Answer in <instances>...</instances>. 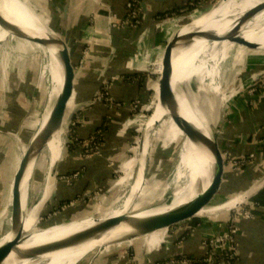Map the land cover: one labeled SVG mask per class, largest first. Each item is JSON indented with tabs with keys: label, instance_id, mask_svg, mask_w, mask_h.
I'll return each instance as SVG.
<instances>
[{
	"label": "crops",
	"instance_id": "0c3cea01",
	"mask_svg": "<svg viewBox=\"0 0 264 264\" xmlns=\"http://www.w3.org/2000/svg\"><path fill=\"white\" fill-rule=\"evenodd\" d=\"M97 1L96 3L93 1L72 0L71 3H69L68 38L70 41V50L76 62L80 61L85 47L89 46L91 50V55L88 60L89 65L86 69L81 70V102L87 104L98 92L101 87L102 74L107 78L109 76L113 77L118 75L119 79L111 86L109 95L119 106L111 107L105 103H99L79 110L78 114L83 122L80 123L79 127L75 128V133L78 138L83 141L93 138L94 134L99 130L98 128L105 116H108L107 119H109L110 125L100 145L99 154L88 157L82 152L81 145H79V147L73 146L72 148L66 149L64 153L66 158L63 159L62 165L60 166L61 176L55 187L56 193L53 198L56 200L55 204H53L55 210L65 208L62 206V203L67 205L71 200L76 202L84 193L91 192L97 187L103 188L108 183L111 176L115 174L114 171L118 168V164L126 156L127 152L125 149L128 148L127 144L131 139V130L128 129L131 121L125 124L126 120L132 116L133 110L131 104L139 97L143 99L148 93L146 86L151 81L148 80L149 76L145 81L143 72L148 73L147 69L150 63L157 56L156 54H152L150 49H157L158 52H160L159 60H162L164 49H160L159 47L158 34L162 31L163 27L171 25L166 22V19L174 15V10L179 11V9L185 7L188 0H140L146 3L150 17L145 29H143V27L132 29L111 28L107 22L110 14L116 13L121 16L123 12H125V5L131 0ZM202 6L203 5H199L192 9L195 13L188 22L205 14L201 10L206 8L208 4ZM60 12L61 11H59V14ZM91 12H97L98 14H96L94 18L96 22L95 30H91L92 33L89 34L87 26L90 21L89 14ZM179 24V21H177L175 25L173 24L174 28L169 41L172 40L181 27ZM140 31L142 32L141 34L139 33ZM93 32H96V34ZM90 35L91 40L88 38ZM256 37L259 38L258 36ZM245 51L239 54L241 57L240 60L245 54ZM247 51L249 53L259 52L252 50ZM111 54H113V57L112 60L109 61ZM259 54H261V52H259ZM263 68L264 64L259 62V73ZM139 75L142 77H139ZM15 77L16 75L13 77L12 83H9V85L7 84L6 89L9 97H5L6 104H9L11 95L14 93L13 91L9 92L10 87L14 86L16 92L17 84L15 81H18V78L16 79ZM31 78V83L33 85L31 84L30 88L32 89L34 87L32 74ZM29 93L31 97L30 102H32L33 99L36 100L37 94H33L31 90ZM17 97L16 94L13 106L16 111L11 120V124H15L14 126L16 127L13 125L10 126V131L16 133L20 132L21 135H24V119L28 112H25L24 109L22 110L21 107V111L18 112L20 104L18 103V99H16ZM254 99L256 103L253 105L246 104L247 99L241 98L234 100L233 104L230 102V118L225 123L224 132L219 136V144L224 153L230 154L235 159H247V164L238 170L227 168V178L222 195V198L224 197L225 199L228 198L230 194L238 195L250 190L255 182H260L264 179V89L259 90ZM72 102L70 106H74ZM22 114L24 115L23 117H21ZM134 123H137V119L134 120ZM1 124L2 120H0V126ZM2 134H9V132L7 129L2 130L0 132V138L4 136ZM16 150L17 156V154L19 155V149L16 148ZM5 156L6 153L3 150L0 140V174L2 177L6 175V172L7 176L13 172L12 164L9 165V163H4V161L7 162ZM12 161L14 160L12 159L11 163ZM111 161L114 162L112 167L109 165ZM127 163H125L121 169L123 174L126 172L127 168H129ZM4 169H6L5 173L3 171ZM73 173L79 174V180L71 184H67L63 179L61 180V177ZM119 183L120 182H118V185ZM7 184L6 181L4 183L0 182V198L2 200L1 205L3 206V209L0 210V218L6 215V211H3L4 208L7 210L11 205V187H9V191L7 192ZM44 186L43 190L45 191L46 183ZM44 191L41 193L42 198ZM41 200H39L38 203ZM248 201L254 204V208L252 210V218L243 219L239 224V235L237 237L239 259L237 264H264V184L260 187L258 192L248 199ZM47 208L48 206L44 211ZM73 210L74 209L71 211ZM71 211H69V213ZM84 212L85 211L82 213ZM226 217L227 214H220L219 218L224 219ZM224 222L219 224L205 222L195 223L189 228L186 226L185 231L187 233L184 232L183 234H181V231H183L184 228L183 226H179L175 231L173 230L174 233L178 236H185L187 234V236H185L186 240H184L182 246L179 244L178 239H176L177 236L173 234L172 239L163 245L161 250L156 253L152 252L154 249L158 248L160 244L158 246H154V244L164 239L165 236L163 232L158 231L149 235L150 240H146L145 237H143L141 239L137 238L123 241L132 244H115L111 246L113 248L111 252L102 253L97 258L91 259V261L87 263L85 262V264H128L131 255L127 249L131 247H134V253H131V264H155L157 261L169 259L178 255L200 257L205 251L202 245L203 240L211 234L223 231L222 226ZM188 233L190 234L188 235ZM144 248L147 249V252L142 253ZM124 250L125 253L123 257L122 251Z\"/></svg>",
	"mask_w": 264,
	"mask_h": 264
},
{
	"label": "rangeland",
	"instance_id": "374dc122",
	"mask_svg": "<svg viewBox=\"0 0 264 264\" xmlns=\"http://www.w3.org/2000/svg\"><path fill=\"white\" fill-rule=\"evenodd\" d=\"M71 1L72 0H69V3H71ZM85 1H93L96 3L98 2L97 0H85ZM132 1L133 0L129 2H132ZM200 1H201V4H199L200 6L201 5L205 6L206 4H208V6H206V8L203 9L204 11L201 10L203 13H206L213 6L217 5L221 0H200ZM26 2L30 8H33L35 10L36 14H38L44 20H47L50 25L57 24V27L55 28V30L57 31L59 35L60 34L62 35L61 26L59 23L60 15L59 14L56 15V12L50 9V6H49L50 0H26ZM192 6H195V4L193 3V1L188 0L185 7H183L182 9H179L178 13L166 19L167 20L166 22L170 23L171 25L163 27L162 31H160V33L158 34L160 49H164L166 44L169 42L170 35L173 32V28H174V25L177 23V20H181L182 23L179 24L180 26L188 23V20H190L191 16L195 13L194 10H190V7ZM52 13L55 16H53ZM98 13L91 12L89 14L90 21L87 26V31L89 34H91L93 30H95L96 22L94 18L96 14ZM127 14L128 13H126V7H125V12H123L121 17L123 16V18H126ZM110 16H108V20H109V21L107 20L108 23L110 22V19L112 21V18ZM145 18L146 20H148L147 19L148 17H146L143 14V19L141 20L140 24L134 28H142L144 26ZM67 28L69 27L67 26ZM120 28L132 29L133 27L123 26ZM93 33L96 34V32H93ZM9 35L5 40L0 42V118H1L0 120H2V124L0 126V132L4 129H7V131L9 132V134H2L4 136H2L0 140H1L3 150L6 153L5 158L7 159V162L4 161V163H7V164L9 163V165L12 164L13 166L12 167L13 172L9 176H7V172L4 177H2L0 174V182L4 183L6 181V183H8L7 192L9 191V187H11V190H12L13 176L18 168L20 159L24 155L26 149L28 148V145L32 141L37 130L39 129V124L41 123L45 115L47 114L48 107H49L48 100H47V94L45 90L47 79L43 77L44 76L43 72H44V67H45V57H44V52H43L44 49L39 48L38 47L39 45L38 46L32 45L33 47L39 48L40 51L36 53L32 49H27V47H24V45L21 42H19V40L11 38L9 37ZM255 36H258V35H255ZM258 37H259L258 40L262 38L264 39V37L262 36H258ZM88 38H90L89 40H91V35ZM66 40L68 43L69 38L67 37ZM68 45L70 48V43ZM191 47H190V53H191ZM247 50H251V49H247L245 47H241L236 44L234 45L230 53L229 59L222 66L223 71H221L220 78L217 82L218 86L216 85L219 89L220 94L209 92L206 88L202 92H198L200 86L198 84V81L195 79H193L190 83L185 84L182 88L183 94L187 98V101L193 105L194 110H196L197 112L200 111L201 113H203L205 116L208 117V119L206 120L210 124L209 130L211 132H215V133L224 132L225 123L230 118L229 117L230 116L229 114L231 111L230 102H232L233 104V101L236 100L237 98L248 100V98L250 97L249 92L252 89V87L256 83L261 84L262 82H264V68L259 73V62L264 64V52H261V54H259V52L249 53ZM84 51L89 53V56L87 57V59H84L83 57L84 60L81 66H79L80 61L76 62L79 78L81 76V70L86 69L87 66L89 65L88 60L91 55V50L89 49V46L85 47L83 49V52ZM244 51H245V54L240 60L241 57L239 54ZM150 52L152 54H156L157 56L150 63L147 69L148 73L143 72L144 74L143 76H145V81L148 76H149L148 80L151 81V82L149 81L150 83L147 84L146 86V89L148 90V94L146 95V97H143V99H141L140 97L137 98L131 104V107L133 110L131 118H134V119L132 120L133 123L132 121L130 122V126L128 129L131 131H135L137 133V137L134 143L128 142L127 144L128 148L126 149L124 148L127 153L124 159L118 164V168L114 171L116 174H114V176L108 180V183L103 188L97 187L91 192L84 193L83 195H85L84 197L85 199L83 198V196H81L80 199L76 202L74 200H71L68 202L67 205L64 206L65 208L63 209L55 210V207H53L54 206L53 204H55V201H56L55 199H53L56 193V190H55L54 193L52 194L51 203L49 205L50 207H48L39 217L40 219H39L37 228H42L44 226H47L48 224L52 225L54 223L65 224L66 223L65 221H70L76 218L77 219L88 218V217L97 216V215L99 218H102L108 213H110L111 211L117 209L119 205L124 201L125 197L130 193V189L132 185L134 184V180H135L137 169H138L136 168L138 164H136L135 166V163H137V159L135 158V156H137V149L141 143V137L143 135L144 126H145L144 120L153 114L154 109L156 107L155 106L156 105L155 104L156 103V94H155L156 91L154 90V86L158 85L159 83L158 81L162 74V73H155V63L158 62L159 60L160 52H158L157 49L155 50L150 49ZM159 61L162 62V60H159ZM31 74L34 80V87L32 89L30 88V85L32 84ZM15 75H16L15 78L16 79L18 78V81L17 80L15 81V83L17 84V89L15 92L14 86H12L13 88L10 87L9 92L13 91L14 95L13 94L11 95V100L9 101V104H6L5 97L7 98L9 97L7 89H6L7 84L9 85V83L13 82L12 79ZM102 75H103L102 77L100 76L101 85L105 81H109L111 79V76L107 78L104 76V74ZM115 76H118V75H115ZM111 84L112 83H110V85ZM30 90L33 92V94L34 93L37 94L36 100L33 99L32 102H30L31 100L30 93H29ZM16 94L18 96L16 99H18V103L20 104L18 112L21 111L20 107L22 110L24 109L25 112H28L31 107V103L34 104L31 112L24 119L25 125L23 127L24 128L23 134L25 135V137L24 135H21L20 132L16 133V132L10 131L11 129L10 126L15 125V124H11L12 123L11 120L13 119L14 113L16 111L15 108H13L14 102H15L14 98ZM92 101H93V98L90 100V102ZM112 103H113V107H118L117 106L118 104L115 102V100H113ZM54 104H53V107H54ZM94 104H99V103H94ZM136 105L140 106L139 109L138 107L137 109L136 108L134 109ZM23 116L24 115L22 114L21 117ZM138 117L139 119L137 120V123L135 124L134 120H136L135 118H138ZM82 122L83 120L82 118H80L78 112L75 114L73 121L68 126L66 125L67 122L65 121L64 129L66 133V138L64 140L63 152H62V155L59 161L58 170H57V175H58L57 181H59L60 176H61L60 166L62 165L63 159L66 158L64 155L66 149L72 148L73 146L79 147L80 143L76 142L77 140L74 139L75 138L74 130L76 127H79L80 123ZM183 138H184L183 132H181L175 126V124L172 122L168 114L166 115L165 119L158 126H156L151 136V143H150L145 179H144V182L142 184L140 191L136 195L137 202L135 203L134 207L133 206L130 207L129 209L130 211L148 210V209L156 208L158 206L168 205L173 201L175 193L178 192V190L182 186L181 183L179 184L175 183V170L178 164V159H179L178 152H179L180 145L183 141ZM16 148L19 149V152H18L19 155L17 154V156H16V153H17ZM82 152L85 154L86 152L85 146L84 148H82ZM48 156H49L48 151L45 148L43 152H41L40 158L37 162V165L34 170V174L31 179L27 212L31 210L37 204L39 200L42 199L41 193L45 187L44 185L46 183V175L48 171L47 169ZM12 159L14 161H12L11 163ZM111 162L114 164L113 161ZM111 162L109 163V165H111ZM125 163H127L129 168H127L126 172L123 174L121 169L123 168ZM227 168L228 166H226V170ZM3 171L5 173L6 169H4ZM73 174H77V173H73ZM77 180H79V178ZM118 182H120L119 185H118ZM235 195L230 194L228 198L226 199L224 197L221 198L220 201L215 206H218V205L220 206L226 201L228 202V200ZM32 200H35V203L32 202ZM1 203H2V200L0 198V210L3 209V206L1 205ZM29 207H32V208L30 209ZM69 207L73 208L74 210L64 215L63 214L64 211ZM235 209H233L229 213L228 211L226 213L225 212L221 213V215L227 214V217H229L230 215L234 213L233 211ZM3 211H6V215L0 218V238L8 234L7 233L8 232V218L10 214L9 207L7 208V210H5L4 208ZM83 211L85 212L82 213ZM219 214L220 213H218L217 215V213H215L214 215H211L210 217H205V218L200 219L199 221L190 222L188 224L186 223L182 225L184 230L181 231L182 232L181 234L186 232L185 231L186 226L187 228H189L190 226H192V224H195V223L205 222V223L219 224V223L224 222L227 219V217L224 219H220ZM177 228L178 227H175L173 228V230L175 231V229ZM160 232H164V236H165L167 230H161ZM189 234L190 233H188V235ZM169 235H172L171 231ZM185 236H187V234ZM185 236L183 238H185L186 240ZM145 239L150 240V236L149 235L145 236ZM163 240L164 239L159 240L158 242L154 244V246H158L159 244L163 242ZM121 243L124 244L125 242L121 241V242L112 243L110 245L99 247L93 250L92 252H90L87 256H85L79 262V264H85V262L87 263L88 261H91V259L93 260L97 258L102 253H105L108 251L111 252V249H113L111 246L115 244H121ZM125 244L131 245L132 243L126 242ZM127 250L129 254L132 256L131 253H134L133 252L134 247L128 248ZM145 252H147L146 248L143 249L142 253H145ZM124 253H125V250L122 251L123 257H124ZM131 256L129 258L130 260H128V264H130V262L132 261Z\"/></svg>",
	"mask_w": 264,
	"mask_h": 264
},
{
	"label": "bare ground",
	"instance_id": "6f19581e",
	"mask_svg": "<svg viewBox=\"0 0 264 264\" xmlns=\"http://www.w3.org/2000/svg\"><path fill=\"white\" fill-rule=\"evenodd\" d=\"M262 1L264 0H221L217 5L213 6L202 16L189 21L185 25H182L176 32L175 36H186L199 31L216 32L220 36H224L233 30L246 12L259 5ZM4 3L8 10L5 9L4 6H2V8L0 6V18L2 20H4L5 17L9 18L7 14L18 15V19L23 21L29 27L30 31L37 33L39 37L45 40L48 44L44 47L45 49L43 51L45 57L43 77L47 79H45V90L49 107L47 114L39 124V129L37 130L38 132L48 121L53 104L55 102L64 101L70 91L69 82L62 72L61 66L55 62V58L60 55L61 46L64 41L47 20L41 18L29 7L26 0H10V2ZM9 3H11L10 7H8ZM177 21L182 23L181 20ZM237 34L241 38L260 46V49H251L252 51L264 52V39L258 40L255 36L258 35L264 37V11L245 23ZM8 35L9 33L0 27V42L5 40ZM234 45V43L229 41L217 43L195 38L192 43V47L191 45L186 49L184 47H179L173 51L171 66V92L173 105L182 117L185 118V120L196 126L201 132L209 137H212V132L209 130L210 124L206 120L208 117L200 111L197 112L194 110L193 105L187 101V98L183 94L182 88L185 84H188L195 79L198 81L200 86L198 92H202L206 88L209 92L220 94L217 82L220 78L221 71H223L222 66L229 59ZM162 71V62H156L155 73H162ZM154 90L156 91V107L153 114L144 120V131L141 137V143L137 149L138 169L134 184L130 189V193L125 197L119 207L115 210L112 209L113 211L104 217L99 218L97 215L88 218L73 219L65 224H57L53 226V228L44 231L40 230L41 228H37L40 219L39 217L47 207V203L49 202V199L56 187V170L59 166L58 163L63 152L64 140L66 138L64 125L60 132L57 133V135L46 146L49 156L47 166L48 171L46 175V189L45 191L43 190V198L27 212L30 182L41 154L37 158H33L30 161L21 187V234L25 240L21 249L31 250L38 246L45 245L48 242L63 238L69 234L95 226L108 219L128 214L133 215L136 218L163 214L179 207L186 206L193 201H200L206 197L211 188L212 181L215 178V161L202 146L192 143L184 135L179 148V159L175 170V183H181L182 186L178 192L175 193L173 201L168 205H162L148 210H129L145 179L152 133L156 126H158L168 114V112L160 105L158 85L154 86ZM136 119L138 120L139 117ZM66 125L68 126V123ZM263 184L264 180L260 182L257 181L247 192L231 197L228 202L226 201L220 206L218 205L204 209L200 212V214L210 217L215 213H217V215L218 213H226L227 211L229 213L233 209L245 204L253 194L259 191ZM132 233L133 231L130 227L127 225H121L118 228L106 233L98 240L83 243L81 245L77 244L70 247L52 250L46 252L39 258L24 261L22 263H16L12 260V258L17 255V252H13L9 256L6 263L79 264V262L93 250L103 246L104 244L110 245L112 243L120 242V240ZM13 237V234L8 233L4 237L0 238V246L12 240Z\"/></svg>",
	"mask_w": 264,
	"mask_h": 264
},
{
	"label": "water",
	"instance_id": "95a60500",
	"mask_svg": "<svg viewBox=\"0 0 264 264\" xmlns=\"http://www.w3.org/2000/svg\"><path fill=\"white\" fill-rule=\"evenodd\" d=\"M4 2H10V0H0L1 8L2 6H4V8L7 9ZM10 6L11 3L8 4V7ZM140 6L142 8L143 14L148 17V20H146L145 18L143 26V29H145L150 17L147 11L146 3L140 1ZM263 11L264 1H262L259 5L251 8L248 12H246L244 16L240 19V21L236 24V26L233 28V30L224 36H220L216 32L202 31L186 36L176 35L171 41L166 44L164 48V54L162 57L163 71L158 81L160 105L168 112V115L171 118L172 122L175 124V126L181 132H183V134L192 143L202 146L215 161V178L213 179L211 188L204 199L200 201H193L192 203L186 206L179 207L170 212L152 215L144 218H136L133 215L128 214L117 218L108 219L90 228H86L84 230L69 234L63 238L48 242L45 245L38 246L31 250H23L21 249V246L25 240L23 239V236L21 234V187L28 165L33 158H37L41 154V152H43L49 142L57 135V133L60 132L63 125L65 124V121L69 125L73 121L75 114L86 105V103L81 102V79L79 78L77 65L72 58L71 50L66 40L69 34V31H67L69 0H64L63 5L61 7V12L59 14V23L62 30V35L60 34V36L62 37L64 42L61 46L60 55L55 58V62H57V64L61 66L62 72L64 73V76L66 77L67 81L69 82L70 91L68 92V96L64 101L55 102L54 107L48 118V121L43 126V128L37 132L33 140L28 145V148L25 151L24 155L21 157L18 168L13 176L11 190L12 199L11 205L9 206L10 214L8 218L7 233L13 234L14 237L9 242H6L0 246V264H7L6 262L13 252H17V255L14 256L12 260L16 263H22L24 261L39 258L46 252L52 250L70 247L77 244L81 245L83 243L98 240L106 233L118 228L121 225H127L132 229L133 233L124 237L122 240H120V242L145 237L161 230H169L171 228L179 227L186 223L188 224L190 222L199 221L200 219L205 218L206 216L201 215L200 212L204 209H208L210 207L215 206L222 198L223 189L227 178V164L225 161L224 152L219 144V135L221 133L212 132V137L207 136L206 134L201 132L196 126L190 124L187 120H185V118L182 117V115L179 113V111L176 110L175 106L173 105L171 92V66L173 51L174 49L179 47H184L185 49L188 48L190 45H192L195 38L217 43L229 41L247 49H260L259 45L241 38L237 33L245 23H247L250 19H252L254 16ZM7 16H9V18L5 17L4 20L0 18V27L11 35H9V37L19 40V42H21L24 47H27V49H32L36 53L40 51L39 48L45 49L44 47L48 45L45 40L41 39L37 33L30 31L29 27L23 21L18 19V15L7 14ZM139 33L141 34L142 32L140 31ZM32 45H39V48L33 47ZM112 57L113 54L110 55L109 61L112 60ZM71 102L74 106H70ZM33 106L34 104H31L27 115H29ZM137 157L138 156H135L136 159ZM136 164L137 163H135V166ZM136 168H138V166H136ZM57 170L55 179L56 186L58 182ZM84 197L85 195H83V198ZM50 200L47 203L48 207L51 203ZM32 202L35 203V200H32ZM136 202L137 197H135L132 202L133 207L135 206ZM29 208L31 209L32 207ZM72 209L73 208L71 207L67 208L63 214L65 215L69 213V211H71ZM65 222L67 223L69 221ZM57 224L61 223H54V225L48 224L47 226H44L39 229L43 231L49 230ZM103 246H105V244Z\"/></svg>",
	"mask_w": 264,
	"mask_h": 264
},
{
	"label": "built area",
	"instance_id": "2783aa9c",
	"mask_svg": "<svg viewBox=\"0 0 264 264\" xmlns=\"http://www.w3.org/2000/svg\"><path fill=\"white\" fill-rule=\"evenodd\" d=\"M194 4H201L200 0H191ZM191 5V4H190ZM193 5V4H192ZM126 18H123V16H119L118 14H111L112 21L110 19L109 25L111 28H120L123 26H130V27H136L140 24L141 20L143 19V11L140 6V2L133 0L132 2H128L126 4ZM193 7V6H192ZM121 17V18H120ZM89 56V53L84 51L82 55V59H80L79 66L83 63L84 59H87ZM84 57V59H83ZM119 79V76H113L109 81H105L99 91L94 95L93 101L88 102L83 109L86 107H90L94 103H105L106 105H109L113 107V99L109 95V90L113 83H115ZM110 83H112L110 85ZM264 89V82L261 84L256 83L252 89L250 90V97L246 101V104L253 105L256 103L254 97L256 96L257 92L259 90ZM139 105V104H138ZM119 106V105H117ZM139 109L140 106H135ZM82 109V110H83ZM134 118H128L125 122V124L128 121H132ZM106 126V124H105ZM102 131L98 132V135L86 140V141H79V145L84 148L86 147V156H93L96 154H99L100 149V143H98L99 140H101L102 137ZM75 140H78V136L75 133ZM100 138V139H99ZM99 139V140H98ZM80 140V139H79ZM98 140V141H97ZM224 157L227 163V166L230 169L238 170L239 168L245 166L247 164V159H235L230 154L224 153ZM111 167L113 166V163L111 162ZM78 173L77 174H71L67 176L61 177L64 182L67 184H71L72 182L76 181L78 179ZM96 199V197H95ZM254 208V204L252 202H246L245 204L241 205L239 208L235 209L232 215H228L226 221L223 223V231L216 232L214 234L209 235L206 237L202 245L204 247V254L200 257L191 258L186 257L184 255H181V257H171L169 259H165L162 261H157L155 264H237V261L239 259V246L237 242V237L239 235V224L243 219H250L252 218V210ZM170 231L172 232V235L174 234L176 239H178L179 244L182 246L185 238L184 236H178L173 232V228L167 230L163 242L159 245L158 248L154 249L152 253H156L163 245H165L167 242H169L170 239H172V235H169ZM132 261L130 262V264Z\"/></svg>",
	"mask_w": 264,
	"mask_h": 264
},
{
	"label": "trees",
	"instance_id": "16d2710c",
	"mask_svg": "<svg viewBox=\"0 0 264 264\" xmlns=\"http://www.w3.org/2000/svg\"><path fill=\"white\" fill-rule=\"evenodd\" d=\"M63 2H64V0H50V2H49V6H50V9L51 10H54L55 12H56V15L57 14H59V11H61V7H62V5H63ZM197 6H199V4H195V6H193V7H190V10H192V9H194L195 7H197ZM34 12H35V10L33 9V8H31ZM57 10H58V13H57ZM53 12V11H52ZM36 13V12H35ZM174 14H176V13H178V11L177 10H174V12H173ZM52 15L53 16H55L53 13H52ZM51 26L52 27H54V28H56L57 27V24L56 25H54V24H51ZM70 43V41H68V44ZM72 55V54H71ZM72 58H73V60H74V62L76 63V61H75V58L72 56ZM127 77H128V75H127ZM138 77V76H137ZM139 77H142V76H140L139 75ZM148 94V93H147ZM155 110V109H154ZM107 117L108 116H105L104 117V119H103V121H102V123H101V125L99 126V130L96 132V134H94V136L93 137H95V136H97L98 135V132L99 131H102V137H101V140H97L98 141V143H102V141H103V139H104V136H105V133H106V131L108 130V127H109V125H110V122H109V119H107ZM105 124H106V126H105ZM130 135H131V139H130V143H134L135 142V139H136V137H137V133L135 132V131H131L130 132ZM79 141H82L81 139L79 140H77L76 142H79ZM131 154V153H130ZM156 167H157V165H156ZM116 174V173H115ZM60 175V174H59ZM114 176V174L111 176V177H113ZM62 206H65V204L64 203H62ZM61 206V207H62ZM178 258L179 257H181V255H178L177 256ZM186 257H191V258H196V257H192V256H187L186 255Z\"/></svg>",
	"mask_w": 264,
	"mask_h": 264
}]
</instances>
